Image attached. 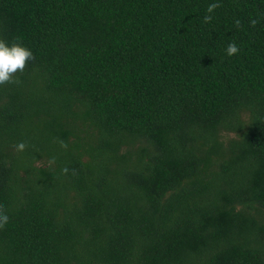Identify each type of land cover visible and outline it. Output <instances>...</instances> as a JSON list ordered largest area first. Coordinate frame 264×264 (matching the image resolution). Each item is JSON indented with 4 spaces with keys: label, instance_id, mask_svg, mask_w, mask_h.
Returning a JSON list of instances; mask_svg holds the SVG:
<instances>
[{
    "label": "trees",
    "instance_id": "trees-1",
    "mask_svg": "<svg viewBox=\"0 0 264 264\" xmlns=\"http://www.w3.org/2000/svg\"><path fill=\"white\" fill-rule=\"evenodd\" d=\"M0 39V264H264V0H0Z\"/></svg>",
    "mask_w": 264,
    "mask_h": 264
},
{
    "label": "clouds",
    "instance_id": "clouds-1",
    "mask_svg": "<svg viewBox=\"0 0 264 264\" xmlns=\"http://www.w3.org/2000/svg\"><path fill=\"white\" fill-rule=\"evenodd\" d=\"M210 17H205V20H209ZM239 51L235 43H230L226 49L229 56L236 54ZM33 54L31 50L23 46L18 41H13L11 44L0 39V85L6 84H19L20 80L16 76V73H22L25 69L26 63L29 60H33ZM26 148L24 142H20L16 145L17 151H23ZM65 171H67L65 169ZM9 220L6 211L3 206H0V228H3Z\"/></svg>",
    "mask_w": 264,
    "mask_h": 264
}]
</instances>
